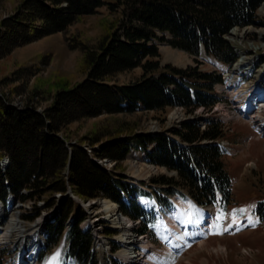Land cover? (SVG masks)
<instances>
[{
	"label": "trees",
	"instance_id": "16d2710c",
	"mask_svg": "<svg viewBox=\"0 0 264 264\" xmlns=\"http://www.w3.org/2000/svg\"><path fill=\"white\" fill-rule=\"evenodd\" d=\"M264 0H20L15 11L0 21V59L13 49L55 33H66L71 25L106 8L99 20L96 41L77 33L66 36L65 50H79L85 76L70 85L62 81L51 103L38 111L34 106L17 108L0 93V157L9 159L0 170V199L8 192L18 199L44 200L56 211L45 224L49 248L62 238L65 254L80 264H99L91 252L92 236L79 228L84 208L75 203L68 190L84 201L108 198L121 212L141 219L138 232L145 233L155 218L124 195L149 193L130 184L120 163L134 148L151 164L174 171L175 176L158 175L147 185L161 204L169 196L186 191L199 204L224 208L230 203L232 180L218 142L225 137L224 124L209 116L186 118L175 129L159 132L137 131L130 121L106 138L98 128L87 144L71 143L61 134L69 123L101 114H132L165 108H182L192 114L206 112L222 101L215 85L222 82L216 70L198 65L178 67L162 64L158 43L201 53L231 66L238 58L226 35L233 27L263 24L257 9ZM63 48V49H64ZM264 61V55L259 58ZM139 67L140 76L121 83L118 74ZM105 128H107L105 126ZM109 131V130H108ZM106 136V135H105ZM90 146L91 154L87 150ZM94 158L114 162L108 170ZM26 190V193L22 190ZM60 193L59 198L55 196ZM34 204L28 220L39 214ZM255 213L264 221V197ZM111 234L112 229L106 227ZM10 252L0 248V264Z\"/></svg>",
	"mask_w": 264,
	"mask_h": 264
},
{
	"label": "rangeland",
	"instance_id": "374dc122",
	"mask_svg": "<svg viewBox=\"0 0 264 264\" xmlns=\"http://www.w3.org/2000/svg\"><path fill=\"white\" fill-rule=\"evenodd\" d=\"M19 1L0 0V21L15 11ZM106 15V8L102 7L98 13L71 25L66 33L44 36L13 49L0 59V93H5L10 99V104L17 108L31 105L38 111H43L51 103L52 96L60 87L62 81L73 85L85 76L81 69L82 55L79 50L69 51L64 48L68 40L66 36L77 33L85 40L96 41L100 33L99 20L106 17ZM257 16L260 20H264V2L257 9ZM233 33L237 36L234 37ZM239 35L241 36L239 37ZM226 39L231 42L239 53L236 62H240L238 66L246 61L249 65L254 63L252 68L264 67V64L258 66L254 62L256 53L259 55L264 54L263 24L233 27L226 35ZM158 46L162 64L170 63L178 67L198 65L199 69L204 71L211 70L216 64L213 58L206 57L203 54L195 56L162 42H159ZM240 70L244 71L245 69L241 68ZM140 74L141 69L136 67L131 71L118 74L116 79L121 83H127L137 79ZM248 78V76H244L239 81L245 82ZM215 88L222 101L208 112L198 108L194 113L186 114L182 108L174 107L157 111H140L132 114H101L75 120L61 131V134L68 137L69 142L87 144L88 140L87 138L84 139L85 136H91L98 128H100L98 135L106 138L108 135L115 133L114 129L116 128L113 125L123 127L127 121H130L133 125L137 124V131L151 133L164 130L171 131L179 126L181 120L201 115L216 118L224 124L225 137L223 141L232 148L229 154H223L225 168L232 180L229 206L223 211H218L215 217V229L206 240H203L202 236L198 242L197 240L187 242L186 247L182 248L172 245L175 233L167 223L160 221L159 225L155 227L159 235H152L151 242L154 245L149 244L148 246L149 260H152V257L153 259L159 257L160 260L165 257L167 260L169 259L165 264H264V226L261 222L255 223L258 218L254 211L257 201L264 197V130H262L264 111L260 115L261 118L260 116L253 118L252 116L257 113L252 111L253 108L249 104L243 106L240 101H236L232 89L222 88L219 85ZM261 95L260 99L264 101V87H262ZM239 104L243 107L238 108ZM256 119H261V121L255 122ZM87 148L89 149L90 146H87ZM5 158V156L0 157V163ZM96 159L105 167L114 165L109 160ZM2 164H0V169ZM120 165L121 169H118V171L120 170L125 174V180L132 185L144 188L145 185L150 184V178L158 175L175 176L174 171L147 162L142 151L137 148L132 149ZM22 192L26 193V190L23 189ZM183 192L185 194L182 197L178 194L171 197L173 204L170 208L163 207L161 209L164 215H166L165 213L178 212L179 208L180 213L184 212L185 207H187L192 210L194 219L201 217L198 220H202L201 213L203 209L208 208L210 211H215V208L211 206L203 208L195 204L186 194V191ZM48 196L49 194L44 195L40 201L29 199L22 201L16 197L13 203L3 202V210L0 212V228L3 232L5 230L11 232L10 223L16 219L24 227H22L23 229L20 227L17 231L25 230L23 234H27L26 230L30 226L39 221L41 222L43 216L48 215L53 210L52 207L45 206L44 200ZM55 196L58 199L60 193H56ZM126 197L128 199L135 197L136 202L143 205L147 202L146 197H139L134 193ZM79 199L83 201H81V206L87 211V217L80 226L82 228L89 226L88 230L95 238V250L101 258V264H123L118 257L122 247L117 236L121 232L118 227L109 222L108 214L102 206L104 202H108L110 199L96 198L86 200V202L84 199ZM110 202L113 201L110 200ZM113 203L116 205L117 212L121 214L119 204ZM34 204L39 207L38 216L32 220L24 219L25 215H29L34 211ZM204 218L207 219V217ZM223 219L225 220L224 224H222ZM132 224L135 227L134 222ZM106 227L112 228L114 232L111 234L106 233ZM134 227L132 233L135 237ZM33 228L30 227L29 230ZM17 239L18 234L13 230L9 239L1 240L0 247L8 249L12 254L13 244L17 242ZM113 241L117 242L115 249H113L115 244ZM41 246L43 248L39 251L37 257L39 254L50 253V255L44 260L38 259V264L47 262L49 257L58 250L56 246V248L49 250L45 241ZM60 254L59 264L71 263L63 256L62 248ZM5 258L3 264L15 263L12 256L6 255Z\"/></svg>",
	"mask_w": 264,
	"mask_h": 264
},
{
	"label": "bare ground",
	"instance_id": "6f19581e",
	"mask_svg": "<svg viewBox=\"0 0 264 264\" xmlns=\"http://www.w3.org/2000/svg\"><path fill=\"white\" fill-rule=\"evenodd\" d=\"M232 35H234V37L237 36V34H235V33H233ZM240 36L241 35H239V37ZM239 63L240 62L237 63V65H236L237 67H238ZM243 63H244V61L240 65H242ZM238 91L239 90L237 89L236 92H238ZM249 95H250V93H247L246 95L241 97L240 104L244 105L246 102V98ZM257 101L261 102V100H257ZM254 102H255V100L253 99V103ZM256 103H258V102H256ZM238 108H241V106L239 105ZM252 117L255 118L256 116H252ZM259 120L260 119H256L254 121L258 122ZM114 205H115V203H113V202L111 203L110 200L108 202H104L102 204L106 213L108 214V219L110 220L109 222L113 223V225L115 227H118L119 231L121 232L117 236V239L119 240L121 247H122L121 251L118 253V257L122 260L123 264H141V263H144V261L141 260L140 252L138 251L139 245H141L140 239L136 236L134 237L133 236L134 234L132 233L133 232L132 229L134 227L133 224L131 223V221L129 219H127L124 216H122L121 214H119L116 210V205L115 206ZM179 206H181V205H179ZM1 210H2V208L0 206V212H1ZM186 210L184 212H181V213L179 211V213H177V214L163 215V221L164 222H166L168 224H171V222H172V224H173V226H171V227H173V231H175L177 233V235H175V237L173 238V245L175 247L177 246L178 248L184 246V242L196 240L202 236H205L206 233L208 232V228H210L211 226L214 225V218H213L214 216H213V213L211 211H207L204 209L202 212V220L194 221L190 211H186ZM204 217H207V219H205ZM17 221L19 223V220H17ZM17 221H16V219L14 221L13 220L11 221L10 226L12 229L11 228L10 229H11V232L13 230H15V232L19 236L18 239H23V235H22L23 230H21V231H17V230H19L20 227H21V229H23L24 227L21 226V223L18 224ZM184 223H186V224H184ZM183 224H184V226H183ZM34 229H35V227H34ZM1 230L2 229L0 228V233H1L0 242L3 239H9L10 234H11V232L9 230H5V232H3V230L2 231ZM95 233L97 234V232H95ZM41 242L42 241L40 238H37V239L35 238V240L27 246L28 250L26 252H28L29 250H31L33 248L31 251L32 254L29 255L28 257L26 256V259L20 264H28V261L33 259V254L36 250V247ZM2 243H3V241H2ZM58 257H59V252L57 251L53 256H51V258L45 264H58V261H59ZM17 260H18V262H20L19 259H17ZM16 264H18V263H16Z\"/></svg>",
	"mask_w": 264,
	"mask_h": 264
},
{
	"label": "snow or ice",
	"instance_id": "6c2138e0",
	"mask_svg": "<svg viewBox=\"0 0 264 264\" xmlns=\"http://www.w3.org/2000/svg\"><path fill=\"white\" fill-rule=\"evenodd\" d=\"M255 223H259V220H256ZM253 226H255V225L253 224Z\"/></svg>",
	"mask_w": 264,
	"mask_h": 264
}]
</instances>
